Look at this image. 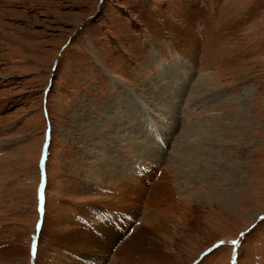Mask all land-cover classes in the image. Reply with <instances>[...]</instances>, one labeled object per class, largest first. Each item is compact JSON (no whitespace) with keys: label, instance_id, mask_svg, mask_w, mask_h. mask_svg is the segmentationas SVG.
Here are the masks:
<instances>
[{"label":"rangeland","instance_id":"374dc122","mask_svg":"<svg viewBox=\"0 0 264 264\" xmlns=\"http://www.w3.org/2000/svg\"><path fill=\"white\" fill-rule=\"evenodd\" d=\"M142 227L264 264V0H0V264H126Z\"/></svg>","mask_w":264,"mask_h":264},{"label":"bare ground","instance_id":"6f19581e","mask_svg":"<svg viewBox=\"0 0 264 264\" xmlns=\"http://www.w3.org/2000/svg\"><path fill=\"white\" fill-rule=\"evenodd\" d=\"M149 223H151V227L155 229V231H159L160 229L164 230L165 224L158 217H150ZM155 231H153L154 234ZM149 234H151V229H145L142 227L135 235L132 236L125 247L118 250L117 254L124 256L125 259H127L126 264H158L164 260V255L158 245H154L150 249L146 248L145 242ZM118 239H120L119 236L115 238L116 241ZM110 248L112 249L113 247L103 246L98 248L99 253H106ZM1 254L0 257L2 256ZM120 261L121 259L116 260L117 263H120Z\"/></svg>","mask_w":264,"mask_h":264}]
</instances>
